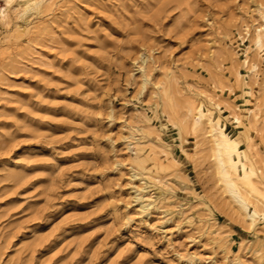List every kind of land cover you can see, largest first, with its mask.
<instances>
[{
  "label": "rangeland",
  "instance_id": "obj_1",
  "mask_svg": "<svg viewBox=\"0 0 264 264\" xmlns=\"http://www.w3.org/2000/svg\"><path fill=\"white\" fill-rule=\"evenodd\" d=\"M241 2L0 4V251L17 264H260L264 204L240 208L185 105L198 99L264 163V0ZM117 180L148 191L130 201Z\"/></svg>",
  "mask_w": 264,
  "mask_h": 264
},
{
  "label": "bare ground",
  "instance_id": "obj_2",
  "mask_svg": "<svg viewBox=\"0 0 264 264\" xmlns=\"http://www.w3.org/2000/svg\"><path fill=\"white\" fill-rule=\"evenodd\" d=\"M252 43L255 46V52L258 53V55L264 52V25L260 26L256 30L252 37ZM253 65L250 66L252 70L255 68V66ZM185 105L189 107V101H186ZM196 107L199 108V104H197ZM200 112H203L205 115L201 118L199 122L194 121L192 126L194 125V129L200 130L203 136L210 142L212 157L217 158L216 160L213 159V161L218 179L223 185H225L229 189V191L232 193V196L239 203L240 208L243 211H246L251 205L249 198L254 199L256 202H261V200L259 196L251 192V189L247 187V183L239 179V177H242L244 175V165L247 164L249 170H254L257 173L256 177L251 178V181L253 184L256 185L257 191H260L261 184L264 183V180L260 178V173L264 172V163H259L255 160L253 156L246 154L244 151H240L237 147L236 142L228 137L223 128L218 126V124L210 123L208 111L205 106L203 108H200L199 112L192 110L191 114L193 117H196L200 115ZM187 113L189 114V108L187 109ZM252 117L253 119L258 117L257 113H253ZM205 125H207V127H205ZM209 133H211V135ZM233 142L235 143L233 163L229 164L227 157H225V164L223 166V169L221 170L218 161L223 153V148L219 147L218 145ZM236 153H239V155H236ZM245 156L247 157V161H245L244 159ZM236 160L240 162L239 165L235 164ZM232 185H235V187H232ZM242 192H244V194ZM261 204L264 203L261 202Z\"/></svg>",
  "mask_w": 264,
  "mask_h": 264
},
{
  "label": "snow or ice",
  "instance_id": "obj_3",
  "mask_svg": "<svg viewBox=\"0 0 264 264\" xmlns=\"http://www.w3.org/2000/svg\"><path fill=\"white\" fill-rule=\"evenodd\" d=\"M34 2H35V0H34ZM0 4L4 5L5 4V0H0ZM231 4H232V7L235 8L241 14L244 12V9L246 7H248V4L246 2H241V0H231ZM9 5L11 7H14V5L10 4V0H9ZM24 7H25V11H27V9L29 7H31V5H25ZM259 8H260V16H261V21L260 22L264 23V2L260 3ZM6 9L10 10L9 7H5V6L4 7H0V19H5V20L7 19L8 13H6ZM16 11L19 12V9H16ZM19 18H20V16L17 15L16 19H19ZM146 19H147V17H146ZM202 19L207 21L209 19V17L208 16H204V17H202ZM133 63H135V62L133 61ZM153 79H155V77H153ZM160 87H161V85L159 83H157L156 84V88L159 89ZM153 95H155V93H153ZM145 99H147V96H145ZM208 100L211 101V103H209V105H208L210 108H218V107H220L219 104H216L214 101H212L211 97H208ZM148 103L151 104L152 101L148 100ZM197 104H199V108L196 107ZM203 107H204L203 103H200V101L198 99L193 98L192 100L189 101V115H191V111L192 110H195V111L199 112L200 108H203ZM204 115L205 114L203 112H200V115L195 117L196 121L199 122ZM208 115H211V113H209ZM111 119H112V117H109V120H111ZM210 123L215 124V121L212 120V121H210ZM192 127L194 128L195 126L193 125ZM209 134L211 135V133H209ZM122 139L123 140H127L128 138L127 137H122ZM218 146L223 148V153H222V155H221V157H220V159L218 161V163L220 165V168L222 170L223 166L225 164V157H227V160H228L229 164L233 163V153L235 152V143L234 142L233 143H226V144L218 145ZM236 155H239V153H236ZM213 159L216 160L217 158L213 157ZM244 159H245V161H247V157L246 156L244 157ZM124 163L127 164L128 162L125 160ZM239 163L240 162L238 160L235 161L236 165H239ZM142 164H143V162H140L139 166H142ZM112 168L114 170H116L117 173L119 174V164L118 163L117 164H113ZM244 169H245L244 175L242 177H239V179L245 181L247 183V187L251 189V192L254 193L255 195L259 196L261 202L264 203V183L261 184V190L257 191L256 185L253 184L252 181H251V178L252 177H256L257 173L254 170H249L247 164L244 165ZM137 170H138V168H133L132 169V175L128 177L129 181L133 180V179H136L135 173H136ZM38 174L39 175H44L45 173L41 172V173H38ZM260 178L262 180H264V172L260 173ZM193 182H195L194 179H193ZM115 185H116L117 189H120L121 187H125V188H129V189H131L133 191H136V195L135 196H130L129 197V200L133 201V202L138 201L140 199L141 193L148 191V187L147 186L137 190L135 188V185H132V184H129V183L121 184L119 180H117L115 182ZM187 187H188V185L181 184V188L182 189H187ZM232 187H235V185H232ZM145 199L151 200L152 196H150V195L146 196ZM113 203H119L121 206L124 205V201H122V200L113 201ZM127 209L131 210L132 212H135V208L133 207V203H127ZM146 210L147 209L144 208L141 211H146ZM125 213H127V211ZM255 215H256V213H253V217H255ZM128 222H131V219ZM157 223L162 224L163 221H158ZM149 227H151L153 229H156L157 228V224H150ZM160 230L167 231V229H160ZM257 255H260V254L258 253ZM24 259L26 261L28 260L27 257H24ZM209 262H211V260H209ZM0 264H17L15 253L9 254L7 247L3 248V250L0 251ZM28 264H31V261H28ZM236 264H239V262L237 261ZM248 264H256V261L255 260H250L248 262ZM260 264H264V255H260Z\"/></svg>",
  "mask_w": 264,
  "mask_h": 264
},
{
  "label": "clouds",
  "instance_id": "obj_4",
  "mask_svg": "<svg viewBox=\"0 0 264 264\" xmlns=\"http://www.w3.org/2000/svg\"><path fill=\"white\" fill-rule=\"evenodd\" d=\"M130 219H131V221H133L135 219V217L132 215H127V218L123 220V224L121 226L128 225L130 223V222H128Z\"/></svg>",
  "mask_w": 264,
  "mask_h": 264
}]
</instances>
